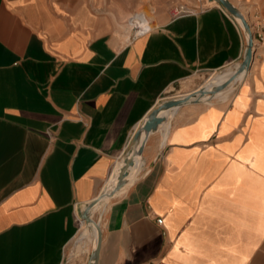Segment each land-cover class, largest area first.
<instances>
[{"label":"crops","instance_id":"0c3cea01","mask_svg":"<svg viewBox=\"0 0 264 264\" xmlns=\"http://www.w3.org/2000/svg\"><path fill=\"white\" fill-rule=\"evenodd\" d=\"M230 1L248 22L264 14V0ZM210 2L122 41L95 0H0V264H60L77 234L81 253L93 248L80 213L138 124L193 73L243 58L241 24ZM257 53L230 96L183 103L145 136L120 190L90 214L101 206L96 264H264Z\"/></svg>","mask_w":264,"mask_h":264},{"label":"rangeland","instance_id":"374dc122","mask_svg":"<svg viewBox=\"0 0 264 264\" xmlns=\"http://www.w3.org/2000/svg\"><path fill=\"white\" fill-rule=\"evenodd\" d=\"M210 1L211 0H95V6H91V11L96 15L103 16L108 21L109 27L114 35L123 41L139 31L140 28H138L136 16L140 14L141 11L145 12L150 23H153L151 25L154 26L163 18L174 15L181 7L194 10L200 6L210 4ZM249 19L251 20V18ZM235 64L236 62H232L216 70H202L193 73L186 79L182 90L184 93H181L179 96L192 94L194 90H200L201 88L210 87L212 89L215 85L226 79L224 77L225 74L230 70H235ZM237 84L238 82L234 83L233 88L228 94L229 96L233 93ZM194 94H201L200 96L204 95L199 91H195ZM100 208L101 206L94 212V219L97 218ZM86 248V242L79 241L78 234L75 238L72 237L64 247V256L60 264H85L92 248L91 243L88 244L87 251L81 253Z\"/></svg>","mask_w":264,"mask_h":264},{"label":"water","instance_id":"95a60500","mask_svg":"<svg viewBox=\"0 0 264 264\" xmlns=\"http://www.w3.org/2000/svg\"><path fill=\"white\" fill-rule=\"evenodd\" d=\"M225 9H227L236 19L237 17L240 18V24L243 28L244 35H245V41H246V48L245 52L243 55L242 60L239 62L238 66L235 69L234 74L229 76L226 80L223 82L215 85L212 90V92H216L218 90L223 89L228 85V83L235 77L236 73H239L243 70H248L251 65V60H252V45H253V40H252V33L250 30V26L248 21L246 20L244 14L241 12V10L230 0H217ZM206 88H201L200 90H194L192 93L195 91H199L200 93L205 92ZM195 94H187L184 96H178V97H173V98H168L165 99L159 104H157L155 107H153L144 117V119L138 124V126L135 128L128 146H127V152L122 156L121 162L117 168V174H116V181L115 184L112 186V188L107 191V189L103 190L100 192L93 200L88 202L84 208L82 209L80 213V218L85 219L86 222H92L95 227H96V243L93 248H91V251L89 253L88 259L86 264H96L97 258H98V253L100 249V243H101V238H102V232H101V227L99 222L95 221L92 216L89 214L90 208L93 206V204L98 201L104 194L111 196L114 194L126 181V177L129 174V171L131 170V167L134 166L135 164V157L136 155L140 154L141 151V146L143 140L140 142L138 148H134V145L140 136L141 132L144 131V138L145 136L153 129L157 128L158 124L161 123L166 117L163 115L159 114V111L161 109L165 108H170V107H178L179 105L183 103H188L190 101V97Z\"/></svg>","mask_w":264,"mask_h":264},{"label":"bare ground","instance_id":"6f19581e","mask_svg":"<svg viewBox=\"0 0 264 264\" xmlns=\"http://www.w3.org/2000/svg\"><path fill=\"white\" fill-rule=\"evenodd\" d=\"M135 18V17H134ZM154 18V17H153ZM237 19L240 21V18L237 17ZM136 22L138 24V28L139 31H145L149 28L152 27L151 24L153 23H150V20L148 19V17L146 16L145 12L141 11L140 14H138L136 16ZM239 63H236L235 66H234V69H236V67L238 66ZM249 70V69H248ZM248 70H243L239 73H236L235 77H233V79L228 83V85H226V87H224L223 89L221 90H218L216 92H212L210 90H212L210 87L206 88L205 92H203L202 96H200L201 94H195L193 96L190 97V101L188 102H206V103H209V102H212V99L214 98H222L223 96L229 94L230 90L233 88V85L234 83L236 82H242L245 75L247 74ZM235 70L231 71L229 74H225L224 77L227 79L229 76H231L232 74H234ZM225 79V80H226ZM194 94V93H192ZM176 106L174 107H170V108H165V109H161L159 111V114L160 115H163L165 117H168L169 113L171 110H173V108H175ZM166 124V123H165ZM166 133V132H165ZM144 131L141 132L140 136L138 137L135 145H134V148H138L140 142L144 139ZM139 158V155H136L135 157V161ZM133 167V166H132ZM135 168V167H134ZM116 174H117V171L114 175V179L113 181L109 184V186L105 189H107V191H109L112 186L115 184V181H116ZM135 176V175H134ZM104 189V190H105ZM120 190V189H119ZM109 197L108 195L104 194L98 201H96L93 206L90 208L89 210V214H91L92 210L96 207V205L103 199V198H107ZM91 216V215H90ZM93 218V217H92ZM82 219V218H81ZM85 222L86 220L83 219ZM95 220V219H94ZM96 221V220H95ZM88 225H90L92 228H93V231H94V240H93V247L95 246V243H96V227L95 225L92 223V222H86ZM100 224V223H99Z\"/></svg>","mask_w":264,"mask_h":264},{"label":"built area","instance_id":"2783aa9c","mask_svg":"<svg viewBox=\"0 0 264 264\" xmlns=\"http://www.w3.org/2000/svg\"><path fill=\"white\" fill-rule=\"evenodd\" d=\"M190 8L181 7L174 15H178L181 13L191 12ZM240 23V22H239ZM250 26V30L252 33V40H253V53H252V60L251 63L255 59H259L260 54L257 53V47L261 46L264 47V14L260 12H254L252 14L251 20L248 22ZM148 30V29H147ZM143 31L135 32L133 35H137ZM158 223L162 222V217L159 216L156 218Z\"/></svg>","mask_w":264,"mask_h":264}]
</instances>
